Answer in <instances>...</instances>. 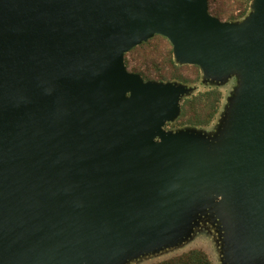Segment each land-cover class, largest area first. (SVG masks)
<instances>
[{"label":"water","instance_id":"water-1","mask_svg":"<svg viewBox=\"0 0 264 264\" xmlns=\"http://www.w3.org/2000/svg\"><path fill=\"white\" fill-rule=\"evenodd\" d=\"M155 34L212 75L249 69L227 172L163 130L179 90L125 69ZM216 176L240 253L264 251V0L246 30L208 0H0V264H110L175 234Z\"/></svg>","mask_w":264,"mask_h":264},{"label":"rangeland","instance_id":"rangeland-1","mask_svg":"<svg viewBox=\"0 0 264 264\" xmlns=\"http://www.w3.org/2000/svg\"><path fill=\"white\" fill-rule=\"evenodd\" d=\"M208 9L221 23L246 30L258 14L259 0H208ZM145 46L151 54L144 52ZM124 66L132 73L149 75L148 81L140 75L145 83L179 90L177 109L165 121L163 130L173 136L197 135L205 145L212 170L227 172L249 69L240 65L223 75H212L199 64L179 60L173 44L162 34L126 51ZM207 113H211V121L196 125L199 116ZM231 183L214 177L210 189L187 208L175 234L118 255L110 264H155L193 249L207 253L211 264H264V251L244 256L240 253L241 197L235 183Z\"/></svg>","mask_w":264,"mask_h":264},{"label":"trees","instance_id":"trees-1","mask_svg":"<svg viewBox=\"0 0 264 264\" xmlns=\"http://www.w3.org/2000/svg\"><path fill=\"white\" fill-rule=\"evenodd\" d=\"M211 13H214L211 12ZM144 52L146 53L148 51L149 54L152 53V51L149 50V48L147 46H145L143 48ZM172 61V58H171ZM137 74L141 75L143 77V79L145 80H150L149 75H147L146 73L143 72H136ZM162 79V77L160 78ZM211 113H207L205 114L202 118L196 120V125H205L208 124L211 121ZM155 264H211V260L209 258V256L207 255V253H205L203 250H197V249H193L190 250L187 253H184L182 255L155 263Z\"/></svg>","mask_w":264,"mask_h":264},{"label":"crops","instance_id":"crops-1","mask_svg":"<svg viewBox=\"0 0 264 264\" xmlns=\"http://www.w3.org/2000/svg\"><path fill=\"white\" fill-rule=\"evenodd\" d=\"M148 264H150V263H148Z\"/></svg>","mask_w":264,"mask_h":264}]
</instances>
